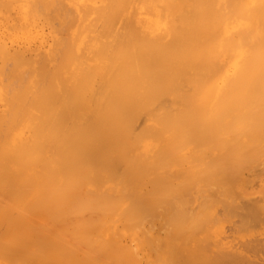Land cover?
<instances>
[{
	"label": "bare ground",
	"instance_id": "1",
	"mask_svg": "<svg viewBox=\"0 0 264 264\" xmlns=\"http://www.w3.org/2000/svg\"><path fill=\"white\" fill-rule=\"evenodd\" d=\"M226 216L264 222V0H0V264H264Z\"/></svg>",
	"mask_w": 264,
	"mask_h": 264
},
{
	"label": "rangeland",
	"instance_id": "2",
	"mask_svg": "<svg viewBox=\"0 0 264 264\" xmlns=\"http://www.w3.org/2000/svg\"><path fill=\"white\" fill-rule=\"evenodd\" d=\"M254 182H255V181H254ZM253 196H254V195H253ZM253 196H252V197H253ZM250 197H251V196H250ZM219 210H221V212H223L222 209H221L220 207H219ZM218 212L221 213L220 211H218ZM223 215L225 216V214H223ZM224 216H223V217H224ZM236 216H237V215H236ZM221 218H222V217H221ZM225 218H226L225 221H226V220H228V221L231 220V221H229V223H228V222H225V221L223 220L224 218H222V220H220V221H224V222H221V225L219 224L220 226H218L219 229L222 230V231H221V230H218V231L220 232L221 235H222V234L224 235V238H223V236H220L222 239H228V238L230 239L231 237L234 238L233 236H235L236 234H237L236 236L238 237V240H237V237L235 236L236 238H234V239H235L234 242L239 241V240H247V238H250V237H251L250 239H252L253 237L257 238V237H260L259 232H262L261 230H264V228H263V227H264V226H263V225H264V224H263L264 222L261 223V224L258 223V222H256V223H255V222H253V223L251 222V223H248L249 225H247V228L244 229L245 231H243V229H242V230H240V231H234V232H233L232 230H235V229H234L235 227L233 228V226H234L233 224H234V223H235V224L237 223L236 220H238V224H237L236 228H239V219H236L235 216H234V218H233V217H230V216H229V217L226 216ZM227 218H231V219H227ZM233 220H235L234 223H233ZM220 221H219V222H220ZM262 221H263V220H262ZM262 221H260V222H262ZM225 223L228 224V225H226ZM231 223H232V225H233L232 227H230V226H231ZM257 223H258V224H257ZM222 224H223V225H222ZM254 224H257V225L254 226ZM251 225H252V226H251ZM249 226H250L251 228H252V227H253V228L250 230V229H249V228H250ZM259 226H260L261 229L258 228ZM223 227H224V228H223ZM248 227H249V228H248ZM254 227H255V228L257 227V230H258V231L255 230V232H253V231H254L253 229H255ZM229 228H230V229H229ZM231 229H232V230H231ZM239 229H240V228H239ZM239 229H238V230H239ZM248 229H249V230H248ZM236 230H237V229H236ZM246 230H247V231H246ZM237 232H238L239 234H238ZM240 232H241V233H240ZM242 232H243V234H242ZM229 233H230V234H229ZM232 233H234V234H232ZM242 235H244V236H242ZM254 235H255V236H254ZM225 236H228V237L225 238ZM234 239H233V240H234ZM129 243L132 245V242H131L130 240H129ZM132 246H133V245H132ZM262 256H264V255H262Z\"/></svg>",
	"mask_w": 264,
	"mask_h": 264
}]
</instances>
